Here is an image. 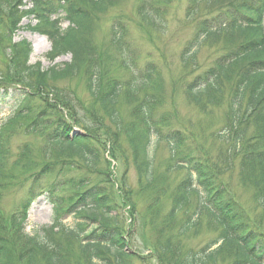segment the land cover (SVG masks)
<instances>
[{
    "label": "rangeland",
    "instance_id": "1",
    "mask_svg": "<svg viewBox=\"0 0 264 264\" xmlns=\"http://www.w3.org/2000/svg\"><path fill=\"white\" fill-rule=\"evenodd\" d=\"M152 1L116 0L107 6V13L95 27L91 40L93 51H81L75 60L72 54L56 59L48 57L51 42L44 34L47 33L44 27L55 21L54 15L39 20L31 12L34 9L32 0H12L13 14L10 3L6 0L0 3V89L11 87L9 89L19 95L15 93L20 88L14 80L17 72L24 73L26 67L42 71L57 68L54 79L47 82L59 93H64V100L71 105L70 110H63L61 114L68 122L74 121L73 117L82 121L85 130L97 128L96 135L103 144L95 148L96 161L89 168L79 155L58 154L57 147L49 143V127L33 130L31 125L35 116L13 119L19 111L14 107L16 98L0 101V126H7L12 119L11 130L5 134L8 165L0 186V238L17 244L20 255L26 247L18 244L21 239L25 242L29 235L45 236L44 229H49L47 247L61 242L68 251L64 254L69 256V264L88 263L86 258L80 257L78 243L71 244L66 240L65 231L78 230L84 240V235L99 228L102 219L88 222V227L80 229L78 224L82 223L83 215L76 216L75 210L69 212L72 198L66 196L68 193L61 194L63 197L58 202L63 203V208L56 216L49 194L42 191L45 185L54 181L53 178L43 181L41 189L33 178L41 168L51 165L58 169L56 165L59 166L61 161L73 160L84 167L76 173L88 177L92 185L104 189L117 202V212L106 223L121 230L129 245V254L130 251L133 253L130 256L126 253L128 257L114 264H202L201 256L205 264L238 262L240 257L236 246L223 241L225 228L205 207L203 194L187 190L184 199H180L189 171L179 162L180 159L173 156L165 138L174 132L185 140L180 155L189 151L200 161H209L224 189L235 198L264 237V186H256L260 172L253 165L242 166V155L234 153L235 136L230 127V97L243 65L229 73V80H225L221 91L214 92L211 98L202 96L199 102H195L188 90L191 84L197 87L200 77L203 79L198 83L211 80L212 68L227 61V56L244 42L245 38L237 33L222 32L215 37H206L196 53L188 50L200 36L203 21L240 0L199 2L195 7L193 5L195 12L190 18L191 0H156L153 2L155 14H149L154 12L150 5ZM258 3L251 4H255L263 15L264 4L262 1ZM262 17L264 27V15ZM10 20L16 23L12 30L6 26ZM115 23L118 25L116 30L121 33L119 40H114L111 32ZM68 26L69 23L62 19L61 28L67 29ZM252 36L259 39L258 33ZM21 41L28 42L32 48L26 67L23 59L11 55L12 46ZM147 66L156 67L160 73L158 86L137 78ZM95 76L100 88L97 96L92 92ZM114 83L121 86L116 106L122 122L121 131L110 122L109 109L106 111L100 105L103 96L100 92H105ZM141 107H146L147 111L154 113L155 119L162 121L159 130L162 137H153L148 151L153 162L150 177H146V168L140 171L135 165L127 135L131 128L140 131ZM139 131H135V139L138 145L144 146L147 140ZM257 132L254 126L250 127L248 136ZM75 136L78 135L72 130L69 138ZM26 147L29 152L24 154ZM177 162L183 166L178 167ZM27 167L31 168L24 171ZM194 189L199 188L195 186ZM178 201L181 209L171 219L169 214ZM215 243L209 251L208 247ZM220 245L219 253L215 251L213 256V250ZM111 260L115 262V258L111 257Z\"/></svg>",
    "mask_w": 264,
    "mask_h": 264
},
{
    "label": "trees",
    "instance_id": "2",
    "mask_svg": "<svg viewBox=\"0 0 264 264\" xmlns=\"http://www.w3.org/2000/svg\"><path fill=\"white\" fill-rule=\"evenodd\" d=\"M3 0H0V3ZM116 0H32L34 12L40 20H47L51 15H55L57 19L50 25H45L44 33L47 35L51 42V52L49 58L56 59L66 54H72L73 59H78L82 52L91 53L93 45L91 40L95 32L97 21L101 20L102 16L107 13V6L111 5ZM153 0L150 4L155 14ZM165 1V0H163ZM192 5L189 9V18L195 12V6L199 2L210 0H191ZM264 0H240L237 3L230 4L226 9H220L218 13L211 18L206 19L201 24L203 29L197 40H194L192 46L188 47L189 51L195 53L201 47L208 36H217L222 32L234 35L243 36L244 42L239 44L228 56L227 61L218 63L213 67L209 75L211 80L203 83H198L197 87L191 84L188 88L195 102H199L202 96L211 98L214 92L221 91L223 82L229 80L230 74L233 69L239 65H243L240 73L237 74L236 86L233 94L230 97L229 117L231 131L234 132L235 138L233 139L234 153L242 155V166L256 167L260 174L256 186L260 184L264 186V27L261 25L262 16L257 11L258 2ZM161 2V0H160ZM254 2L255 4H251ZM10 3V11L12 13V0H6ZM248 4V6H247ZM194 5V7H193ZM1 6V4H0ZM160 7L157 8L159 10ZM150 11V10H149ZM13 14V13H12ZM64 14V20L69 22L67 29H62L60 24V15ZM148 14V15H149ZM211 23V25L208 24ZM8 30L16 27L15 21L6 24ZM117 23L112 24L111 32L114 40H119L121 33L118 32ZM253 33H258L259 39L252 36ZM262 35H259V34ZM87 35H90L87 37ZM91 37V38H90ZM113 41V40H112ZM11 55L15 59H23V64L29 62V57L32 52L31 45L26 41H21L12 46ZM70 67V66H69ZM25 72L15 76L14 80L20 85V88L15 91L19 95L11 91V87H3L0 89V101L8 98H16L15 108H19L18 113L13 117H24L26 115H33L35 118L32 121V129L36 130L40 127H49L48 139L49 143L57 147L58 154H72L79 155L82 160L86 162L87 167L94 165L96 161L95 148L103 145L100 136L96 135L97 128L88 127L84 129L81 122L74 119V121H67L61 113L63 110H70L71 105L65 101L64 93H59L54 89L47 80H53L54 75L57 74V68L52 67L46 71L36 69L35 67H26ZM137 78L140 81H147L154 86H158L161 77L160 73L154 66H147L146 71L139 73ZM18 80V81H17ZM92 92L97 96L99 92V79L94 77ZM121 86L114 83L110 84L100 101V105L104 110L109 109L110 122L116 127L117 131H121L120 114L117 111L118 94L120 93ZM10 91V92H9ZM65 99V100H64ZM152 103V102H151ZM141 109H143L141 111ZM46 113V116L44 114ZM139 127L140 131L147 143L144 146L137 144L135 139V131L138 128H131L128 130L127 135L130 138V144L133 149V161L141 171L146 168V177L151 176L152 160L148 156L149 147L152 143L153 137L158 139L161 136L160 127L161 120L155 119L154 113L147 111L145 108L139 109ZM9 119L7 126H0V186L3 185L1 178L8 165V150L5 143L6 133L11 130ZM76 125L85 130L86 136H75L70 139L69 136ZM258 130L257 134L248 136L250 127ZM84 127V128H83ZM110 130V129H109ZM139 131V132H140ZM232 134V133H231ZM173 156L180 159V163L185 164V168L189 171L187 181L183 185L182 195L180 199H184L187 190L195 192L196 194H203L205 207L212 212L213 217L222 224L225 228L226 236L224 242L228 245L236 246L239 253V261L235 264H264V237L260 230H257L255 225L249 220L246 212L233 199L229 192L223 187L221 181L215 174L214 168L208 163H204L199 158L194 157L191 152H185L180 155L185 140L174 132L166 135ZM231 141V140H230ZM29 152V147H26L24 154ZM143 164H139V161ZM179 162L177 166L181 167ZM55 169L53 166L48 165L46 168H41L33 178H36L37 184L40 189L42 188L43 181L53 178V182L45 185L46 193L49 194V202L54 205L56 209V216L60 215L63 208V203L58 202L62 197L61 194L68 193L66 196L72 198L69 200V212L75 210V215H83L82 223L78 227H88V222L102 221L99 223L98 229H93L88 234L84 235L85 239L82 240L78 230H66V240L69 243H78V250L80 257L88 260L87 264H114L121 262L124 257L131 254L127 251L128 244H126L124 236L121 234L119 228L111 226L107 219L114 216L117 212V202L111 199L108 192L99 188L97 185H92V181L76 172L84 170L80 164L75 163L73 160L61 161V164ZM31 167H27L24 171H28ZM44 180H41L40 178ZM44 186V187H45ZM193 186L192 188H189ZM199 188L195 190L194 188ZM60 187L59 190H56ZM70 192V194H69ZM184 194V195H183ZM181 209L180 201L176 202L172 212L169 214L171 219H174L177 212ZM100 211V212H98ZM102 213V214H100ZM115 218V217H113ZM117 222V221H115ZM46 231L45 236L36 234L34 236H26V241L23 239L18 244L25 245V249L20 255L17 244L11 240L0 238V264H69V256L64 252L67 251L61 242L59 245L46 246L47 234L51 231ZM216 245L213 244L208 247L209 251ZM221 245L213 250L212 255L220 251ZM68 253V251H67ZM126 253H128L126 255ZM19 260L16 261V257ZM115 258V262L111 260ZM204 257L201 256L199 260L204 262ZM205 264V262H204Z\"/></svg>",
    "mask_w": 264,
    "mask_h": 264
},
{
    "label": "water",
    "instance_id": "3",
    "mask_svg": "<svg viewBox=\"0 0 264 264\" xmlns=\"http://www.w3.org/2000/svg\"><path fill=\"white\" fill-rule=\"evenodd\" d=\"M75 134H78V135H79V134L84 135V133H83L82 131H78V130L75 131Z\"/></svg>",
    "mask_w": 264,
    "mask_h": 264
}]
</instances>
